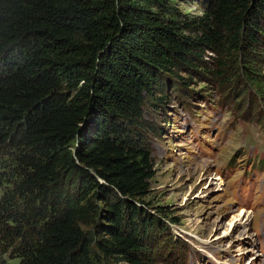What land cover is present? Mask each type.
Masks as SVG:
<instances>
[{
    "label": "trees",
    "instance_id": "16d2710c",
    "mask_svg": "<svg viewBox=\"0 0 264 264\" xmlns=\"http://www.w3.org/2000/svg\"><path fill=\"white\" fill-rule=\"evenodd\" d=\"M155 6L0 0V186H10L0 255L145 264L140 204L153 164L140 145L144 96L166 75L199 71L206 47L257 44L264 16V0H215L193 19Z\"/></svg>",
    "mask_w": 264,
    "mask_h": 264
},
{
    "label": "rangeland",
    "instance_id": "374dc122",
    "mask_svg": "<svg viewBox=\"0 0 264 264\" xmlns=\"http://www.w3.org/2000/svg\"><path fill=\"white\" fill-rule=\"evenodd\" d=\"M139 1L154 11L166 3L177 19L199 17L215 4ZM260 20L257 44L239 38V49L228 42L206 47L199 71L166 75L162 89L144 96L140 145L153 164L140 204L145 264H264V16ZM8 187L0 186V198ZM82 227L92 231L91 224ZM8 252L0 264H19Z\"/></svg>",
    "mask_w": 264,
    "mask_h": 264
}]
</instances>
